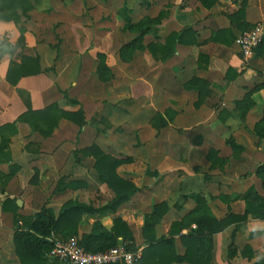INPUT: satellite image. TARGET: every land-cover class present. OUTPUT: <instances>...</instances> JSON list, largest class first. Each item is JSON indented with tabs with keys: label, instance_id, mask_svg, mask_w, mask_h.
<instances>
[{
	"label": "crops",
	"instance_id": "1",
	"mask_svg": "<svg viewBox=\"0 0 264 264\" xmlns=\"http://www.w3.org/2000/svg\"><path fill=\"white\" fill-rule=\"evenodd\" d=\"M161 6L169 11L160 25L161 41L172 31L180 32L188 27L193 31L186 33L184 43H179L175 54L165 62L156 61L148 50L134 53L127 63L121 61L119 53H106L109 66L118 77L109 93L104 90L105 83L94 78L98 48L95 53H81L72 48L58 53L51 46L54 42L43 44V38L37 37L28 27L25 51L20 48L14 57L9 54L2 57L0 125L15 121L27 110L20 90L29 94L34 109L45 108L54 102L69 111L83 107L87 124L79 131L77 124L62 119L51 136L43 137L33 132L27 123H18L19 132L10 143L13 160L1 163L0 171L9 173L12 164L19 165L20 170L4 191L0 188V219L9 218L13 225L14 213L1 210L2 202L8 197L22 200L24 209L18 206L24 214L33 208V203L51 201L52 195L61 201V207L69 199L94 208L106 205L114 193L98 178L94 168L96 158L81 155L77 162L72 155L73 150L96 143L106 154L117 158L133 157L132 162L119 166L118 173L132 181L139 191L116 211L85 213L79 225V239L90 234L96 222L109 231L114 219L121 217L130 226L136 247L142 250L146 245L143 236L145 216L153 211L154 205L166 201L170 207L157 226L158 236H168L172 222L181 220L196 208L197 198L189 195L198 194L205 199L209 213L224 222V228L213 235L212 263L254 264L264 258V233H261L264 232V219L250 213L246 220H230L232 214H244L249 193L264 197L263 181L258 174V169L264 165V138L260 135L261 127H257L264 116V88L252 95L256 105L244 115L243 109L237 107V101L255 86L257 80L254 78L258 73L255 66L247 67V61L233 40L241 34V29L230 15L244 8L245 21L250 27L257 22L264 23V0H218L211 8L203 6L200 0H165V7ZM37 10L38 7L31 14ZM19 35L14 22H0V40L7 37L14 43ZM152 38L147 39L146 44L154 40ZM194 40L196 42L192 43ZM22 54L39 55L43 70L55 65V75L45 70L23 77L17 86L11 85L6 80L9 64L12 59L19 61ZM262 61V58L257 59L258 64ZM125 64L133 74L121 80L119 76H125ZM141 66L145 75L136 81L134 75ZM229 69L232 70L228 72ZM64 90L80 104L71 103L63 94ZM141 97L148 102L141 107L145 106L150 115L168 123V127L161 126L163 133L169 128L176 130L177 156L171 154L170 157L162 147L122 145L126 128L131 132L135 130L134 114L141 108H136L135 102ZM198 100L201 104L197 107ZM197 136H202L200 145L194 143ZM229 138L242 145L243 150L234 154L227 143ZM30 142L31 150L28 151L25 145ZM36 142L40 143L37 151ZM211 149L216 150L221 159L212 168L208 159ZM154 171L164 176L159 182L152 174ZM61 178L80 179L85 184L55 194ZM169 182L175 184L174 203L166 187ZM52 204L44 205L58 213L60 209L56 211ZM196 227L193 222L182 230V234ZM1 245L0 240V248ZM175 245L177 253L184 255L186 248L179 235ZM247 245L249 248L245 249Z\"/></svg>",
	"mask_w": 264,
	"mask_h": 264
},
{
	"label": "trees",
	"instance_id": "2",
	"mask_svg": "<svg viewBox=\"0 0 264 264\" xmlns=\"http://www.w3.org/2000/svg\"><path fill=\"white\" fill-rule=\"evenodd\" d=\"M39 1L0 0V22H14L20 32L16 46H10L11 43L9 41L0 42V59L6 54L8 49L17 48L19 47L18 45L24 44L27 27L24 25L22 16L28 18L30 16L29 12L35 9ZM200 1L206 8H211L218 2V0ZM122 14L128 28L134 32H139L137 37L121 48L119 55L123 62H130L136 50H148L156 61L165 62L175 54L178 44L184 43L183 37L186 33L193 31L191 27L184 28L180 32L172 31L164 38V41H161L160 36L157 34V26L152 27V24L160 25L166 13L165 15L161 14L157 18H149L138 23L133 22L127 6L123 7ZM230 17L237 24V27L241 29V32L252 28L245 21L244 8H239ZM148 33H153L156 40H152L145 45L143 43L144 37ZM233 40L235 41L236 38ZM195 42V40L192 41V43ZM24 46L22 45L21 47ZM262 47H264V41L255 49L256 55L264 54ZM202 56L203 54H200V57ZM97 59L96 72L99 79L106 83L112 78L113 72L107 65V56L105 53H98ZM45 70L47 69L43 70L39 55L22 54L19 61L11 60L7 70L6 80L11 85L17 86L23 77L38 75ZM230 70L232 69H229L228 72ZM263 87L264 84L256 85L253 89L248 90L241 100L237 101V107L243 109L244 115L256 105L252 99V95ZM62 92L71 103L80 104V101L71 98L66 90ZM19 93L25 101L27 110L20 114L15 121L0 125V164L10 163L13 160L10 143L13 136L19 132V122L27 123L33 132H38L43 137L51 136L62 119H68L77 124L80 128L79 131L87 124L83 107L77 111H69L62 109L58 103L54 102L45 108L34 109L31 105L29 94L26 95L21 90ZM200 104V100L195 103L197 107ZM223 111L220 112V115H222ZM161 122L163 126L168 125L166 121L162 120ZM257 127H261L260 135L261 138H264V116ZM201 142L202 136L194 138L196 145H200ZM227 143L232 147L234 154L237 151L243 150V146L239 145L233 138H229ZM31 144L32 142L26 144L25 149L30 151ZM37 150H39V147L35 151ZM73 153L77 162L80 161L81 155H93L96 158L94 168L97 176L113 190L114 197L100 208H94L77 200L69 199L63 204L58 213L52 207L44 205L34 214L21 213L17 200L10 197L6 198L1 204V210L14 213L13 239L15 254L20 264H68L59 259L50 260L48 258L47 253L53 247L54 241L62 236H78L79 225L85 213L116 211L128 202L133 194L139 191V187L118 173L119 166L132 162L133 157L126 156L117 158L111 154H106L96 143L82 149H75ZM208 159L211 162V168L215 166L216 162L221 161L217 156V151L214 149L210 150ZM19 170V165L12 164L10 165L9 173L0 171L1 191H4L8 182ZM152 174L157 178V182L164 177L158 171H154ZM258 174L262 178L264 187V165L258 169ZM84 182L80 179L68 181L66 178H61L55 188V194L64 192L67 189L75 190L83 187ZM189 196L197 198L196 208L181 220L173 221L168 236H158L157 233V226L161 224L162 219L170 210L166 201L154 205L153 211L145 216L143 236L146 239V245L141 250L142 255L138 264H173L174 262L183 261L191 264H213V235L224 228V222L209 213L206 207V201L204 198H200V195L190 194ZM246 201L248 207L244 214H232L230 221L246 220L250 213L255 218L264 219V197L251 192L246 196ZM193 222L196 223L197 227L190 229L187 234H182V230L190 227ZM177 235L180 236L186 248L184 255L177 253L175 245ZM120 239L129 242L132 249H138L130 226L121 217H117L114 219L113 226L109 231L105 230L101 223L96 222L93 231L90 234H84L79 242L88 251L100 252L116 246ZM246 248H249V246L247 245ZM254 264H264V258Z\"/></svg>",
	"mask_w": 264,
	"mask_h": 264
},
{
	"label": "rangeland",
	"instance_id": "3",
	"mask_svg": "<svg viewBox=\"0 0 264 264\" xmlns=\"http://www.w3.org/2000/svg\"><path fill=\"white\" fill-rule=\"evenodd\" d=\"M41 5H43V7H41ZM161 5H164L165 7V0H162V3L161 0H40L39 3L36 5V7H38L37 12H35L34 14H31V12H29L30 16L28 18L25 16H22V18L24 20V25L27 27V30L29 27L37 37H42L43 40L41 42L43 44L54 42V45L51 44V46L54 49H57L58 53H62L63 50L69 48L76 49L77 52L79 51L81 53H95V51L97 50L99 51L97 52V54L100 52L105 54L120 53L121 48L125 44L131 42L139 34L138 31L134 32L129 29L126 25L125 19L122 14L123 7H128L133 22L138 23L149 18H157L161 16V14L165 15V13L167 16L169 11L163 8V6ZM37 23L40 24L36 26L35 24ZM160 25L152 24V27L157 26L158 35ZM38 27H40V29ZM150 37H153L152 39L156 40L153 33H148L144 37L143 43L145 45V41H147V39H149ZM1 41H9L11 43L10 46H16L18 44L17 41L13 43L7 37H3L0 42ZM26 44L27 38L25 33L24 44L22 43L21 45H18L19 47L17 48L14 47L8 49L6 51V54H9L14 57L16 51H18L20 48H22L23 52L25 51ZM22 45L25 46L21 47ZM262 48L264 52V47ZM90 50H93V52H90ZM146 51L147 50H136L134 53H146ZM258 58L263 59L262 63L258 64ZM247 63V67H256L255 71L258 73V75H256V78L253 77L254 80H257V83L255 82V86L258 84H264V54H255L254 57L250 59V61H247ZM97 64L98 59L96 56V69ZM107 65L109 66L108 62ZM46 69L47 73L55 75V65H52ZM136 71L137 72L134 76L136 81H138V77H140L141 75L143 77L145 75V71L142 66L139 70L136 69ZM128 74L132 75L133 72L131 71V68L127 66V64H125V76H119V78L121 80H126V76ZM257 77L260 78L258 79ZM94 78L96 81L104 82L99 79V76L96 71ZM114 80H118V77L113 72L112 78L108 82H104L106 88L104 90L106 91V93H109L110 86L113 85ZM249 80L250 82H252L251 78ZM104 90L102 92H104ZM135 104L136 108H140L142 104H148V102L146 98L141 97L135 102ZM134 115L136 116L134 118L135 130L131 132V130L126 128L127 134L124 138H122L123 146L131 147L133 145L134 147H141L143 145H152L155 147L164 148V150L168 152L170 157H172V155L174 157L177 156L176 147L178 146V144L177 142H175L176 130L174 128L166 129L163 133V129H160L161 126H163L162 122L158 119L157 116L150 115L149 112L145 110V106H142L139 112H137V114L135 113ZM39 145L40 143L36 142V146L39 147ZM72 155L73 157H75L74 153H72ZM168 167L170 168L171 164L168 165ZM166 187L168 189L167 191H170V198L172 200V203H174L175 184H171V182H169ZM49 188H51V185H49ZM53 196L54 195L51 196V201H53L54 208L56 209V211H58L62 208V203ZM51 201H45L43 203H33V208L31 210H27V212L25 213H33V209L37 210L44 204L50 205L52 204ZM21 208L24 209V206H22ZM0 229V240L3 243V246L1 245L0 248L2 250V252L0 251V264H20L19 260H16L15 245H13L12 240L14 235V222L12 225V221L9 220V218H6V220L3 221H1L0 219ZM61 238H76L80 240L78 236L71 235L67 237H59V239ZM120 242H124V240H121ZM49 259L52 260L53 258Z\"/></svg>",
	"mask_w": 264,
	"mask_h": 264
},
{
	"label": "built area",
	"instance_id": "4",
	"mask_svg": "<svg viewBox=\"0 0 264 264\" xmlns=\"http://www.w3.org/2000/svg\"><path fill=\"white\" fill-rule=\"evenodd\" d=\"M264 41V23L257 22L252 28L241 32L236 38L245 61L251 59L255 49ZM140 249H132L127 241L100 252L86 250L76 238L57 239L47 253L49 258L59 259L68 264H138Z\"/></svg>",
	"mask_w": 264,
	"mask_h": 264
},
{
	"label": "water",
	"instance_id": "5",
	"mask_svg": "<svg viewBox=\"0 0 264 264\" xmlns=\"http://www.w3.org/2000/svg\"><path fill=\"white\" fill-rule=\"evenodd\" d=\"M17 203H18L19 206H22L23 205V202H22L21 199H18Z\"/></svg>",
	"mask_w": 264,
	"mask_h": 264
}]
</instances>
